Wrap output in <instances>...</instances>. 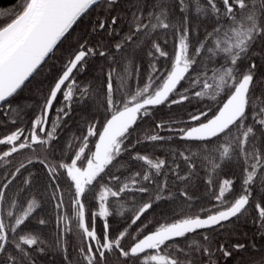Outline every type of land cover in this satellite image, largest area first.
I'll return each instance as SVG.
<instances>
[{
	"label": "snow or ice",
	"instance_id": "snow-or-ice-1",
	"mask_svg": "<svg viewBox=\"0 0 264 264\" xmlns=\"http://www.w3.org/2000/svg\"><path fill=\"white\" fill-rule=\"evenodd\" d=\"M0 17V113L13 125L0 136V161L30 153L0 181V264H36L34 254L49 245L67 253L73 223L83 264H110L113 256L114 264H264V0H17L0 7ZM85 18L88 31L38 89L43 99L24 126L33 106L13 101ZM97 55L107 66L94 86L80 76ZM193 101L183 126L169 118L150 134L138 131L160 106ZM76 106L90 118L62 140ZM144 144H167L169 152L144 154ZM35 164L45 172L44 192L51 189L52 240L43 198L28 195ZM229 166L238 175L225 176ZM193 180L204 186L199 212L191 211ZM161 202L175 205L174 218H155L166 215L155 212ZM249 249L259 258L246 260Z\"/></svg>",
	"mask_w": 264,
	"mask_h": 264
},
{
	"label": "trees",
	"instance_id": "trees-1",
	"mask_svg": "<svg viewBox=\"0 0 264 264\" xmlns=\"http://www.w3.org/2000/svg\"><path fill=\"white\" fill-rule=\"evenodd\" d=\"M17 3V0H0V7L3 8H11L14 4ZM123 8H127V5H122ZM123 17V13H120ZM100 15L102 16L103 13L101 12ZM96 17V13H93V19ZM0 22H4L3 20H0ZM91 21L88 18L83 19L82 21L78 22L77 25H74L73 29L71 30V35L68 37L67 40L64 41V43L60 46L59 50L55 53V56L53 59H51L48 62V65L45 66V69L43 70L42 74L39 76H36L32 83L28 85L22 92H20L19 96L16 97V99L13 101V105H16L18 103H22L25 109H28L29 106H33L31 108V111L27 112V115L24 118L23 125L27 126L29 123V120L31 119L34 112L38 110L37 107L42 99L43 96L41 95V92L38 91L41 87L44 89L47 88V85L49 81L52 79L53 76L56 75V73L59 71L61 63L67 59L68 50L71 46L75 45L76 39L80 37L82 34L88 31L90 27ZM123 31H126V22L121 23L118 25ZM103 38V33H101L98 37L93 36L89 37L90 40H95ZM120 37H114L112 38L111 42H115V40L119 39ZM170 47V46H169ZM106 61L104 58L99 57L98 55L91 60V62L88 64L87 70L84 74L80 76L81 81H87L88 83L93 84L94 86H99L101 82L104 81V75L100 71L101 67H106ZM95 78V80L93 79ZM99 103V101H97ZM196 106V102L193 101L192 104H182V105H174L171 108H168L167 106H160L158 109L154 110V115L152 117L145 118L141 123L138 125V131H141L142 133H149L154 129L155 123L160 120H168L169 118H172L175 120L176 125L175 126H183L182 122L186 119L187 114ZM93 112L95 109L92 110ZM100 113H103V109H100ZM13 117L15 116V113L12 114ZM0 136L7 134L9 131L13 130V125L9 123H5L6 119H10V117H4L3 113H0ZM88 120L90 118V113L88 108L76 106L74 109V116L68 121L69 127L65 130L63 135L61 136V139H65L68 135L76 133L79 134V130L77 127V124L81 119ZM97 119L99 117H96ZM21 126V125H17ZM165 136L170 135V133L163 132L161 133ZM179 140H176L175 143L172 145L175 147L176 145L181 144ZM187 146V145H185ZM6 150V146H0V151ZM138 150L141 151L144 154H155L160 156L161 158H165V155L169 152V146L167 144H159L156 147H152V145L144 144L138 146ZM30 153L25 151L21 152L19 154H14L12 157L9 158V162L5 163L3 161H0V181H3L8 173H11L15 170L16 167H18L21 163L27 164V158L29 157ZM170 159V157H168ZM140 165L137 164L135 166V170H139ZM29 171L33 173V175L36 177L35 180V187L29 192V196H35L38 199L43 198V206L48 210V215L51 216V220L49 225L44 227V234L49 238V240H52L56 236V227H55V212L51 208V202L49 201V195L51 193V189L48 190V192H44L43 186L47 183L45 181L44 176L45 172L42 170V166L39 164L35 165H29L28 166ZM23 171V170H22ZM236 173L238 175V170L233 169L231 166L225 170V176H232L233 173ZM183 174V173H182ZM23 175L25 177L28 176V172H23ZM10 178V177H9ZM180 187H184L185 185L181 184L179 181L175 182ZM197 180H193L191 182L192 191L194 192V201H193V208L191 211L193 212H199V203L197 201L207 204L206 200H203L204 197V186L201 183L199 188H197ZM21 185V181L18 179L10 188L8 195L12 196L14 192H16ZM62 187L64 188L65 192L68 191V185L67 183L62 181ZM236 192L240 191V182L237 180L235 185ZM175 192V189H173ZM175 207L171 202H161L160 207L155 209L156 213L164 212L165 216H157L155 218L159 219L160 222H164L166 218H174L172 216V208ZM185 209V211H188L187 205H182ZM179 212V209H177ZM70 214V209H69ZM129 215L131 213H128ZM41 216H44V213H40ZM153 214L150 212L148 215V219H153ZM117 219L121 220V223H123L122 218L117 217ZM111 220V218H110ZM112 222L113 230H115L118 225L114 220ZM35 226V221L32 222ZM98 228L102 226V221H98ZM72 232L67 237L68 240V251L67 253L61 252L59 248L51 247L49 245L48 250L44 254L35 253L36 258V264H83L82 258L79 257L78 252L76 251L77 246L81 244V238L80 234L78 233L75 224L73 223L71 225ZM242 231L247 232L249 236H251L254 232V227H251L249 225H243ZM241 242H244L243 239ZM260 242L259 240L257 241ZM68 256V260L64 259V256ZM243 257L247 259H258L260 252L259 251H253L249 249L248 251L244 252ZM116 258L115 256L110 258V264H114ZM231 264V262H229Z\"/></svg>",
	"mask_w": 264,
	"mask_h": 264
},
{
	"label": "rangeland",
	"instance_id": "rangeland-1",
	"mask_svg": "<svg viewBox=\"0 0 264 264\" xmlns=\"http://www.w3.org/2000/svg\"><path fill=\"white\" fill-rule=\"evenodd\" d=\"M0 20H3V17H0Z\"/></svg>",
	"mask_w": 264,
	"mask_h": 264
}]
</instances>
